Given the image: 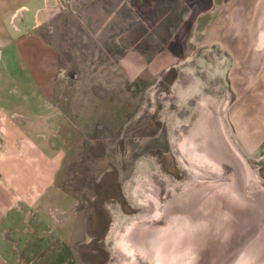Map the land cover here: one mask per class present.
<instances>
[{
    "label": "rangeland",
    "instance_id": "obj_1",
    "mask_svg": "<svg viewBox=\"0 0 264 264\" xmlns=\"http://www.w3.org/2000/svg\"><path fill=\"white\" fill-rule=\"evenodd\" d=\"M257 2L239 88L223 65L207 67L227 56L206 62L210 50L200 43L186 63L179 58L189 47L179 43L168 69H152L154 55L162 63L167 56L139 46L128 7L133 46L124 61L152 70L135 79L129 71L127 80L116 70L114 84L125 85L107 93L110 103H80L72 97L90 96L83 68L103 59L100 51L119 66L127 36L115 31L127 23L110 32L104 21L112 8L102 0L48 1L38 26L58 37L49 63L61 112L40 128L48 151L62 150L56 188L65 197L45 200L47 231L17 264H264V0ZM43 57L22 55L26 65Z\"/></svg>",
    "mask_w": 264,
    "mask_h": 264
},
{
    "label": "crops",
    "instance_id": "obj_2",
    "mask_svg": "<svg viewBox=\"0 0 264 264\" xmlns=\"http://www.w3.org/2000/svg\"><path fill=\"white\" fill-rule=\"evenodd\" d=\"M48 1L0 0V264H17L26 260L24 255L26 257L29 253L35 236L40 235L41 243L43 232L47 231L43 229L45 200L50 196L53 200L65 197V191L56 188V176L62 168V150L48 151V139L44 137L47 134L40 128L48 121L46 119H51V115L61 112L56 106L58 98L54 95L59 91L54 85V66L49 63L54 47L50 44L57 42L58 37H46L38 26L45 20L39 13ZM257 3V0L253 3L251 0H102V5L112 8L111 15L104 21L110 32L115 22L127 23L115 31L127 36L124 49L120 51L121 63L114 66L111 54L100 51L103 59L83 68L88 75L83 82L85 91L90 92L88 100L78 94L77 98L72 97V102L110 103L108 94L124 84L123 78L114 84V71L123 72L120 75L127 80L129 71L138 72L135 79L154 68L168 69L177 58L179 43L189 47V51H183L184 55L179 58L184 63L199 43L210 50L206 52V62L212 59L210 54L219 61L220 54L226 55L228 63H208L207 67L221 71L223 65L226 79L239 88L237 72L245 70L248 64L242 58L251 53L246 45L252 36L249 25L254 20L253 10L257 9ZM128 7L135 15L137 24L134 27L138 32L137 39L142 43L139 46L149 49L154 45L159 55L167 56L162 63L157 58L160 56L154 55L152 69L139 59H133L132 64L124 61L133 46L128 44V40L133 39L129 37L133 30L128 25L129 18L122 12ZM117 15L120 18L116 19ZM58 18L63 22L62 16ZM72 22L77 23L76 19ZM260 29H264V19ZM114 33L110 38L116 37ZM159 39L164 43L158 42ZM168 40L178 41L168 48ZM161 46L167 53L160 51ZM215 48L221 53L217 55ZM23 54L44 57L41 64L30 60L32 64L26 65ZM35 71H38L37 75ZM79 76L72 82L76 83ZM95 87L103 88L106 93L92 94L90 90L94 91ZM73 96H76L75 91ZM93 109L97 111L94 106Z\"/></svg>",
    "mask_w": 264,
    "mask_h": 264
}]
</instances>
